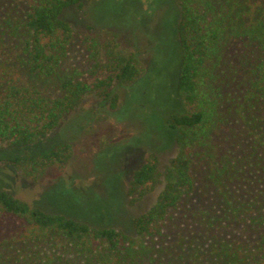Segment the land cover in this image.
Listing matches in <instances>:
<instances>
[{"label": "trees", "instance_id": "trees-1", "mask_svg": "<svg viewBox=\"0 0 264 264\" xmlns=\"http://www.w3.org/2000/svg\"><path fill=\"white\" fill-rule=\"evenodd\" d=\"M101 1L0 0V150L45 140L87 96L117 109L115 83L134 100L145 69L115 37L83 36L85 70L66 65L75 33L61 14ZM172 1L186 112L171 116L165 179L151 152L125 191L133 207L161 185L154 203L128 234L0 190V264H264V0ZM71 155L65 142L5 161L37 180Z\"/></svg>", "mask_w": 264, "mask_h": 264}, {"label": "rangeland", "instance_id": "rangeland-1", "mask_svg": "<svg viewBox=\"0 0 264 264\" xmlns=\"http://www.w3.org/2000/svg\"><path fill=\"white\" fill-rule=\"evenodd\" d=\"M179 13L172 0H102L64 10L61 19L75 33L66 65L85 70L83 36H113L123 52L136 53L144 73L131 92L134 100H128L129 93L115 83L117 109H110L106 99L87 96L45 140L0 150V190L43 211L131 234L133 217L145 212L161 190L159 185L133 207L128 206L125 191L131 173L155 152L165 179L176 152L174 146L168 149L175 136L169 127L171 116L186 112L177 92ZM65 142L72 148L69 161L48 167L37 180L25 178L5 161L44 154Z\"/></svg>", "mask_w": 264, "mask_h": 264}]
</instances>
